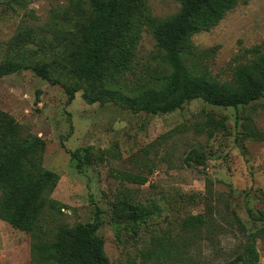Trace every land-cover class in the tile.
<instances>
[{
  "label": "rangeland",
  "instance_id": "374dc122",
  "mask_svg": "<svg viewBox=\"0 0 264 264\" xmlns=\"http://www.w3.org/2000/svg\"><path fill=\"white\" fill-rule=\"evenodd\" d=\"M147 4L158 19L180 9L178 0ZM88 11V0H0V62L16 52L12 39L31 31L41 42L26 47L50 58L53 45L72 30L66 16L84 17ZM262 41L264 0H248L209 31L193 35L187 61L196 75L227 82L243 61L241 49ZM134 53L132 71L119 83L128 92L153 85L165 73L146 29ZM66 100L60 85L31 70L0 76V111L21 134L43 140L41 165L58 176L47 195L53 205L45 206L40 241H50L61 225L93 222L99 209L96 233L110 264H231L248 236L256 264H264V94L236 109L197 98L157 115L87 104L80 91L70 104ZM209 120L224 126L208 125ZM78 148L91 152L81 172L68 154ZM193 151L203 162L187 160ZM126 173L147 182L131 183ZM134 210L140 212L136 219L130 217ZM36 240L0 221V264H41Z\"/></svg>",
  "mask_w": 264,
  "mask_h": 264
},
{
  "label": "trees",
  "instance_id": "16d2710c",
  "mask_svg": "<svg viewBox=\"0 0 264 264\" xmlns=\"http://www.w3.org/2000/svg\"><path fill=\"white\" fill-rule=\"evenodd\" d=\"M147 1L88 0L89 11L84 17L66 16L72 30L53 45L50 58L26 47L40 45L35 32L18 34L10 43L16 52L0 62V76L31 70L49 84L60 85L67 105L80 91L87 104L111 103L132 114L171 113L197 98L212 106L236 109L263 97L264 41L241 49L239 58L243 61L234 66L227 82L196 75L187 61L191 37L209 31L228 11L248 0H178L179 11L164 19L151 15ZM143 29L160 51L165 73L153 85L128 92L119 83L126 72L132 71ZM208 125L223 127L224 123L209 120ZM44 148L41 138L21 134L13 118L0 111V221L38 238L35 254L41 264H110L96 233L101 226L99 209L93 222L61 225L51 232L50 241H40V235L45 234L40 225L45 206L53 205L47 195L58 182V176L41 165ZM68 154L78 172L91 162L89 148ZM191 158L203 162L202 155L195 151L187 155V160ZM125 180L138 185L147 182L145 177L131 173H126ZM139 214L134 210L130 217L136 219ZM261 216L264 220V210ZM248 238L231 264L257 263L252 236Z\"/></svg>",
  "mask_w": 264,
  "mask_h": 264
}]
</instances>
